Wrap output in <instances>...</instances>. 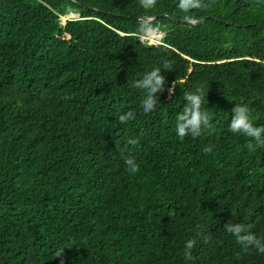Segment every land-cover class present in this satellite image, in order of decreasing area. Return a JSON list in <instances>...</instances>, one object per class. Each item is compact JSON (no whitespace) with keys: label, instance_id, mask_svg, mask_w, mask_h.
Masks as SVG:
<instances>
[{"label":"trees","instance_id":"trees-1","mask_svg":"<svg viewBox=\"0 0 264 264\" xmlns=\"http://www.w3.org/2000/svg\"><path fill=\"white\" fill-rule=\"evenodd\" d=\"M200 3L0 0V264H264L227 232L264 238V147L228 129L241 103L264 126V0ZM165 64L145 114L132 82ZM197 88L211 124L181 140Z\"/></svg>","mask_w":264,"mask_h":264},{"label":"clouds","instance_id":"clouds-1","mask_svg":"<svg viewBox=\"0 0 264 264\" xmlns=\"http://www.w3.org/2000/svg\"><path fill=\"white\" fill-rule=\"evenodd\" d=\"M157 0H141V6L145 9H151L155 7ZM200 0H178V8L188 12L190 9L201 7ZM153 29L150 25L142 24L138 29L140 34H147ZM162 70H171V68L165 64L163 68L154 67L150 71H147L141 78L132 82V85L136 89L142 90V110L145 114L154 112L155 106L158 102L157 93L164 90L166 84V77L162 75ZM176 82H174L175 87ZM183 110L176 115V135L183 140L185 137H199L204 128L210 127L211 121L208 113L204 111L205 97L202 88H197L195 92L185 93L184 95ZM135 118V113L131 110L123 113L119 116L121 123H127L129 120ZM228 129L232 133L242 134L249 139L247 143L248 151H255L256 148L264 147V126H257L253 123L251 117V111L246 104H236L232 109L231 120L228 124ZM131 144H135L134 138L128 141ZM211 149L206 148L205 151ZM128 166V172L130 174H136L140 170V166L134 157H128L125 160ZM227 232L232 234L237 241L244 247H253L259 253L264 254V238H258L254 233L250 232L244 224L232 223L227 225ZM194 247V241L189 240L185 244V256L191 259V250ZM64 248L58 249L54 254L56 257L62 256Z\"/></svg>","mask_w":264,"mask_h":264},{"label":"water","instance_id":"water-1","mask_svg":"<svg viewBox=\"0 0 264 264\" xmlns=\"http://www.w3.org/2000/svg\"><path fill=\"white\" fill-rule=\"evenodd\" d=\"M158 16H154V17H151L149 19H146V18H142L144 19L147 23H151L154 19H156ZM204 18H200V19H182V20H179L181 22H189V23H193V24H196L200 21H202Z\"/></svg>","mask_w":264,"mask_h":264},{"label":"rangeland","instance_id":"rangeland-1","mask_svg":"<svg viewBox=\"0 0 264 264\" xmlns=\"http://www.w3.org/2000/svg\"><path fill=\"white\" fill-rule=\"evenodd\" d=\"M152 31H156V33L154 34L152 31L148 32V34L154 38V39H160V37L162 36V33L157 29V28H152ZM154 35V36H153ZM164 89H167L166 87H164Z\"/></svg>","mask_w":264,"mask_h":264},{"label":"bare ground","instance_id":"bare-ground-1","mask_svg":"<svg viewBox=\"0 0 264 264\" xmlns=\"http://www.w3.org/2000/svg\"><path fill=\"white\" fill-rule=\"evenodd\" d=\"M154 34L156 33V31L153 32ZM154 36V35H153Z\"/></svg>","mask_w":264,"mask_h":264},{"label":"built area","instance_id":"built-area-1","mask_svg":"<svg viewBox=\"0 0 264 264\" xmlns=\"http://www.w3.org/2000/svg\"><path fill=\"white\" fill-rule=\"evenodd\" d=\"M143 38H147L146 36L145 37H143ZM161 38V37H160Z\"/></svg>","mask_w":264,"mask_h":264}]
</instances>
